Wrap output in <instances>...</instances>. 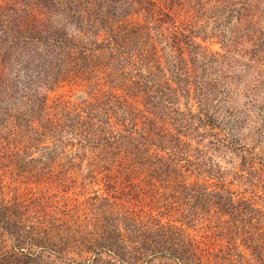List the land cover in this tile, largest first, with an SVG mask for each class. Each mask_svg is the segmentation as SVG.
I'll return each mask as SVG.
<instances>
[{
  "label": "trees",
  "instance_id": "16d2710c",
  "mask_svg": "<svg viewBox=\"0 0 264 264\" xmlns=\"http://www.w3.org/2000/svg\"><path fill=\"white\" fill-rule=\"evenodd\" d=\"M237 56L264 62V0H0V163L14 184L0 178V264H248L237 240L260 245L234 228L256 200L199 183L192 152L207 136L237 149L216 116L226 89L203 76L227 62L236 77ZM65 86L88 98L51 99ZM99 177L104 193L89 191ZM206 206L229 218L197 238L185 224Z\"/></svg>",
  "mask_w": 264,
  "mask_h": 264
},
{
  "label": "rangeland",
  "instance_id": "374dc122",
  "mask_svg": "<svg viewBox=\"0 0 264 264\" xmlns=\"http://www.w3.org/2000/svg\"><path fill=\"white\" fill-rule=\"evenodd\" d=\"M204 48L211 52L223 53L221 41L217 37L208 35L206 39L198 38ZM237 58H239L237 56ZM246 58H250L248 55ZM239 62H231L230 71L236 77H225L220 71L227 66V62H218L212 67H207L203 71V76L209 79H216L225 87L220 98V108L217 110L219 126L223 128V134L232 136L236 140L234 148L228 149L222 146L216 147L208 144L212 141L210 136L201 139L194 137L192 142L193 153L195 149L202 150L199 153V163L201 165V184H214L220 186L224 184L227 188L256 200L255 209L243 210L244 217L249 218L244 226L236 223L235 232L241 233L244 228L245 234L258 241L259 249L246 248L241 237L237 240V252L246 254L250 259L248 264H259V257L264 260V62H248L247 59H238ZM206 63V62H205ZM209 63V62H208ZM51 99L64 96V100L71 103H78L82 98H88L87 92L78 87L65 86L54 92L49 93ZM193 133L194 131L189 130ZM196 134V133H195ZM197 141L199 142L197 144ZM11 169L7 166V161L0 163V178L6 190L14 184ZM210 175V177L208 176ZM193 180V179H192ZM81 179L78 180V183ZM87 180L86 182H90ZM101 177L91 183L89 191H99L104 193V184ZM16 184V183H15ZM78 192L81 188L77 187ZM74 191V190H72ZM92 195L89 193L88 196ZM219 215L223 216L220 220H227L229 216L217 209L209 206L200 210L199 216L195 221L185 224L187 232L197 238L202 235L214 236L217 230L215 225L220 223ZM259 234V236H257ZM225 244L218 239V243ZM252 244V243H249ZM238 264H243L239 261Z\"/></svg>",
  "mask_w": 264,
  "mask_h": 264
}]
</instances>
